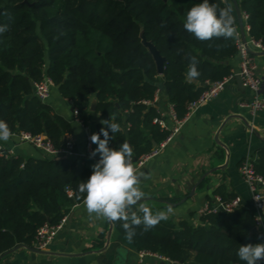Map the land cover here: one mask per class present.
<instances>
[{"label": "trees", "instance_id": "16d2710c", "mask_svg": "<svg viewBox=\"0 0 264 264\" xmlns=\"http://www.w3.org/2000/svg\"><path fill=\"white\" fill-rule=\"evenodd\" d=\"M24 1L0 0V26H8L0 33V119L12 134H45L59 146L69 124L53 115V107L34 94L31 84L47 74L61 95L73 101L83 121L96 98L102 121L120 125L109 147L127 141L136 165L170 135L154 122L161 112L144 100H152L161 89L183 119L208 81L234 73L236 37L200 41L183 27L187 12L202 0ZM209 2L220 7L230 4ZM239 2L249 16V37L264 46V0ZM142 34L166 58L163 74ZM190 56L199 62L197 83L186 78ZM102 127L100 123L99 132ZM255 168L264 178V147L258 150ZM91 174L92 169L74 158L0 156V256L19 244L35 246L42 226L57 225L83 202L78 185ZM256 216L254 210L238 207L202 215L197 225L168 217L146 232L141 225L131 243L138 251L182 264H245L237 255L240 245L264 243ZM123 223L114 224L126 237Z\"/></svg>", "mask_w": 264, "mask_h": 264}, {"label": "crops", "instance_id": "0c3cea01", "mask_svg": "<svg viewBox=\"0 0 264 264\" xmlns=\"http://www.w3.org/2000/svg\"><path fill=\"white\" fill-rule=\"evenodd\" d=\"M224 1L232 5L231 0ZM235 22L236 30L241 32L236 14ZM244 24L247 29L246 20ZM246 35L249 38L248 31ZM252 57L263 83L261 96L264 97V54H252ZM240 60L239 53L231 60L234 72L238 71ZM251 98L252 92L235 77L218 97L200 106L187 119L165 149L143 164L134 165L147 177L141 181L145 192L141 203L153 212L166 211L170 206L173 211L169 218L176 222L187 220L194 225L200 223L201 209L215 206L222 196L227 199L240 197V207L257 214L253 194L240 172L242 162L250 156L256 159L258 150L264 147V109L253 115L243 106ZM93 100L96 98H92L91 104ZM47 103L53 107L54 116L69 124L59 146L70 142L77 153L87 155V139L99 133L101 114L89 109L85 121L77 118L73 101L64 98L55 86ZM169 103L161 92L159 101L153 106L165 114ZM163 117L167 128L161 129L170 131L174 122ZM0 147L25 160L46 158L33 145L21 142L17 134H12L7 142L0 141ZM67 158H74L90 169L97 162L88 156ZM262 218L264 222V212ZM43 250L45 252L40 253L20 248L3 258L0 264L158 263L152 257H145L141 262L140 251L116 230L115 224L96 219L94 215L90 217L83 202L72 208L62 229Z\"/></svg>", "mask_w": 264, "mask_h": 264}, {"label": "clouds", "instance_id": "9594fccd", "mask_svg": "<svg viewBox=\"0 0 264 264\" xmlns=\"http://www.w3.org/2000/svg\"><path fill=\"white\" fill-rule=\"evenodd\" d=\"M234 25L230 4L220 7L209 0H202L187 12L183 27L196 39L208 41L213 38L234 39L238 35ZM7 30V25L0 26V33ZM198 63L196 56L189 57L186 78L190 81L201 75ZM101 123L105 127L90 137L91 142L97 145L90 155L95 157L98 154L99 160L92 165V174L87 181L79 183L78 190L83 194V204L90 217L94 215L96 219L113 223L123 221L126 239L131 242L137 235V228L143 225V231L150 230L160 221L167 220L173 209L169 206L166 211L153 213L151 208L141 203L145 197L141 181L147 177L134 166L133 149L127 141L118 148L109 147V140L120 131V125L110 120ZM11 137L9 125L0 119V141L7 142ZM260 239H264V235ZM237 255L245 264H261L264 261V243L240 245Z\"/></svg>", "mask_w": 264, "mask_h": 264}, {"label": "built area", "instance_id": "2783aa9c", "mask_svg": "<svg viewBox=\"0 0 264 264\" xmlns=\"http://www.w3.org/2000/svg\"><path fill=\"white\" fill-rule=\"evenodd\" d=\"M248 14L243 12L244 20H248ZM249 25L247 26L246 31L249 32ZM237 31L236 42L239 49L240 55V65L238 71H235L228 77H225L222 80L207 82L206 90L194 101H192L187 109V114L183 119L178 118L175 105L169 103L168 111L165 114L161 113V117H158L154 120L155 123L159 124L162 128H167L166 120L164 119V115L169 117L174 122V126L170 129V135L163 141L153 152L148 155H144L141 157L138 164H143L149 158L158 155L163 149L167 147V145L174 139V137L180 132L184 123L187 119L203 104L215 99L218 95L226 88L227 84L234 79L237 75H240L243 81V84L252 92V98L243 104L244 107L248 108L253 115H256L259 111L264 109V97L261 96L262 90V80L256 73V65L253 61L252 54L249 52L248 47L255 52L264 51V46L260 40L254 38H247V42L244 43L242 34ZM54 86V82L50 76L47 74L44 75V78L34 85V94L43 102H47L51 97L52 88ZM161 89H158L154 95L152 100H144L143 103L146 105H153L159 101ZM74 114L78 118L79 111L77 108H74ZM21 142L29 143L33 145L35 148L40 150L46 157L48 158H67V157H75V156H88L92 159L98 161L97 156L92 157L90 154L95 149L94 143L91 142L90 137L87 139V150L88 154H80L77 153L73 143H66L62 146H56L52 140H50L47 135L39 134L33 135L29 132H22L17 134ZM0 156L1 157H10L11 152L5 150L3 147H0ZM256 159L252 156L247 157L241 164L240 172L242 173L245 181L250 187V190L253 194L255 209L257 212L256 221L260 230L264 231V222L262 218V213L264 212V178L259 175L255 168ZM68 194L70 197L73 196V191L68 189ZM241 198L236 197L230 201H224L221 197L218 198V203L211 207L205 206L201 209L200 214L205 215L209 213H216L219 210H224L227 212H233L238 207L241 206ZM67 220V216L63 218L57 225H44L42 226L36 236L35 247L38 249H45L48 244L54 239L57 233L62 229L63 225ZM145 257H152L157 261H166L169 264L174 263L163 256L153 254L146 251H140V260L143 262Z\"/></svg>", "mask_w": 264, "mask_h": 264}, {"label": "water", "instance_id": "95a60500", "mask_svg": "<svg viewBox=\"0 0 264 264\" xmlns=\"http://www.w3.org/2000/svg\"><path fill=\"white\" fill-rule=\"evenodd\" d=\"M231 1H232V5L234 7V11H235L236 17L238 19V24H239V27H240V30H241L243 41H244V43H246L247 42L246 28H245V24H244L243 11L241 9L240 2H239V0H231ZM24 2H27V1L25 0ZM142 42L148 48L150 53L153 55V58H154V60H155V62L157 64V68H158L159 73L163 74L166 58L161 55V53L158 51L156 46L152 42L148 41L143 34H142ZM248 50H249V52L251 54H254V55H263L264 54V51L255 52V51H252L249 47H248ZM236 79H237L239 84H241V85L243 84V81H242V78H241L240 75H237ZM193 81L195 83H197V80H193ZM31 84L33 86L35 85V83L32 82V81H31ZM96 107H97V100H93L90 109L92 111H95ZM257 230H258L257 228H254L253 232H257ZM20 248H27V249H30V250H33V251H36V252H40V253H44L45 252L44 250L38 249L36 247L27 246L25 244H19V245L15 246L14 248H12L11 250H9V251L5 252L4 254H2L0 256V261L3 258H5L7 255L15 252L16 250H18ZM160 264H169V263H167L166 261H160ZM172 264H182V262H174Z\"/></svg>", "mask_w": 264, "mask_h": 264}]
</instances>
